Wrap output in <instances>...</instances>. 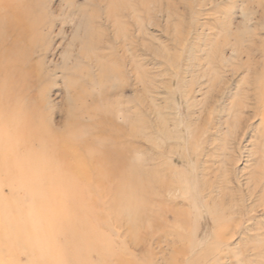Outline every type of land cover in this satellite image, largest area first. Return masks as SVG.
Instances as JSON below:
<instances>
[{
  "label": "rangeland",
  "instance_id": "rangeland-1",
  "mask_svg": "<svg viewBox=\"0 0 264 264\" xmlns=\"http://www.w3.org/2000/svg\"><path fill=\"white\" fill-rule=\"evenodd\" d=\"M218 1L0 0V47L26 61L0 119L24 122L29 105L42 104L32 154L45 148L48 175L43 194L20 180L1 187L28 218L29 244L0 259L264 264V120L248 110L264 74L248 64L264 65V7ZM171 182L178 191L168 196ZM62 209L74 225L59 223Z\"/></svg>",
  "mask_w": 264,
  "mask_h": 264
},
{
  "label": "bare ground",
  "instance_id": "bare-ground-1",
  "mask_svg": "<svg viewBox=\"0 0 264 264\" xmlns=\"http://www.w3.org/2000/svg\"><path fill=\"white\" fill-rule=\"evenodd\" d=\"M218 1V0H217ZM234 1V0H232ZM238 1V0H237ZM219 2V1H218ZM252 2V1H251ZM101 3V2H100ZM223 3V2H222ZM237 3V2H236ZM250 3V2H249ZM254 3L257 5V7L259 9H262L264 6L262 5L263 3L260 1V0H254ZM26 4V3H25ZM106 4V3H105ZM110 4V3H109ZM251 4V3H250ZM26 6V5H25ZM28 6V5H27ZM107 6V5H106ZM109 6V5H108ZM132 6V5H131ZM136 7V6H135ZM20 9V8H19ZM107 9V8H106ZM258 9V10H259ZM15 10V9H14ZM27 12V10H26ZM106 12V11H105ZM113 12V11H112ZM109 13V12H108ZM10 14V13H9ZM112 14V13H111ZM16 15V13H15ZM31 15V14H30ZM111 16L108 14V17ZM7 17H9L7 15ZM18 17V16H17ZM100 17V16H99ZM107 17V16H106ZM27 19V18H26ZM100 19V18H99ZM9 20V19H8ZM10 21V20H9ZM25 21V19H24ZM21 23H19L20 25ZM41 24V23H40ZM224 26V25H223ZM230 26V25H229ZM21 27V26H19ZM228 27V26H227ZM19 29V28H18ZM235 29V28H233ZM21 30V29H19ZM36 30H39V29H36ZM231 30V29H230ZM23 31V30H22ZM16 32V31H15ZM50 32V31H49ZM37 33V32H35ZM100 33V32H99ZM20 34V33H19ZM31 34V33H30ZM29 34V35H30ZM54 34V33H53ZM64 34V33H63ZM104 34V33H103ZM7 35V34H6ZM33 35V34H32ZM59 35V34H58ZM239 35V34H238ZM225 36V35H224ZM237 36V35H236ZM15 38V37H14ZM29 38V37H28ZM27 38V39H28ZM43 38V37H42ZM2 39V38H1ZM0 39V40H1ZM16 40H13L12 42V49H16L18 46L15 45L17 43V38H15ZM37 40V39H36ZM74 40V39H73ZM41 41V40H40ZM0 42H4L3 41H0ZM73 42V41H72ZM86 42V41H85ZM218 42V41H217ZM10 44V43H9ZM19 44V43H18ZM25 44V43H24ZM99 44V43H98ZM225 44V43H224ZM15 45V46H14ZM20 45V44H19ZM8 46V44H7ZM32 46V44H31ZM98 46V45H97ZM222 46V45H221ZM227 46V45H226ZM252 47V46H251ZM45 48V47H44ZM220 48V47H219ZM225 47H223L224 49ZM227 48V47H226ZM233 48V47H232ZM4 48L0 47V82H3V84L0 85V90H1V94H0V100L3 99V100H7L8 97L10 98L12 94L15 93L14 89H17L16 86H15V82L18 81V79L21 77L22 75V70L24 65L26 64L24 60L20 59V58H23L19 55H17V57H15L14 59L10 58V53H9V49L8 50H5L3 51ZM23 49V48H22ZM48 49V48H47ZM222 49V47H221ZM27 51V50H26ZM48 51V50H47ZM222 51V50H221ZM248 51V50H247ZM44 52V51H43ZM219 52V51H218ZM251 52V51H250ZM250 52H249V55H250ZM42 54V53H41ZM222 54V53H221ZM220 54V55H221ZM224 54V53H223ZM46 55V54H45ZM221 57V56H219ZM230 57H232V55H230ZM33 58V57H32ZM31 58V59H32ZM30 59V60H31ZM40 59V58H39ZM169 59V58H168ZM219 59V58H218ZM45 60V58H44ZM258 61V60H257ZM261 61V60H260ZM38 62V61H37ZM220 63V61H218ZM222 62V61H221ZM42 63V62H41ZM223 63V62H222ZM45 64V63H44ZM249 70H252L253 69V74H255V76L259 75L258 72H260V69L258 70L257 68H259V66L264 67V65H261L259 62L257 63L255 60H253V62H249ZM31 65V63H30ZM35 65V64H34ZM42 65V64H41ZM44 66V65H43ZM39 67V66H38ZM46 68V67H45ZM32 69V68H31ZM40 69V68H39ZM43 69V68H42ZM28 70V68H27ZM26 70V71H27ZM31 71V70H30ZM56 71V69H55ZM58 71V70H57ZM262 73V71L260 72V74ZM43 77V76H42ZM41 77V78H42ZM32 79V78H31ZM255 79V78H254ZM22 80V79H21ZM38 80V79H37ZM40 82V81H39ZM18 83V82H17ZM16 83V85H17ZM248 83V82H247ZM260 91L258 92V98H257V103L255 105H253L251 108H248V110H252V113L255 115H253L255 118L256 117H262L263 120H264V74L262 75V78L260 79ZM7 84V89L5 87V85ZM21 84V82H20ZM28 84V83H27ZM38 84V83H37ZM35 85V84H34ZM33 85V86H34ZM39 85V84H38ZM29 86V85H28ZM5 87V88H4ZM13 87V88H12ZM18 87V86H17ZM257 87V86H256ZM259 87V86H258ZM28 88V87H27ZM26 88V89H27ZM37 88V87H36ZM254 88V87H253ZM19 89H22V88H19ZM29 90V89H28ZM30 90H31V87H30ZM257 90V89H255ZM39 91V90H38ZM23 92V91H22ZM40 93V91H39ZM256 93V92H255ZM32 94V93H31ZM37 94V93H35ZM16 96V95H15ZM40 96V95H39ZM32 98V97H31ZM25 99V98H24ZM27 99V97H26ZM36 99V98H35ZM28 100V99H27ZM32 100V99H31ZM39 100V98H38ZM37 100V101H38ZM20 101V100H19ZM6 102V101H5ZM27 102V101H26ZM32 101H28V104H30ZM41 102V101H40ZM11 103V102H10ZM35 103V102H34ZM30 104L29 105V108L31 109V114L28 113L27 115H24L25 119L24 122L20 121L18 122L19 120H17V118H10V117H7V119H0V190H1V187H10V186H13L12 184H14V182L20 180L21 182H23V186L29 190V189H32L33 187L36 188V189H39L40 190V194L43 192L41 191V187L43 185L44 187V179L47 178V174L46 172H44L43 170L47 169V164H46V161H45V158H40L42 157L41 155L46 151L45 148L43 150V144H42V150L38 153V154H32V140L31 139H35L38 140L39 136L41 137V129H42V123H40V125H36V120H39L40 119V122H45V114L43 113V106L42 104ZM16 104V103H15ZM8 104H6L7 106ZM21 105V104H20ZM27 105V104H25ZM261 105V106H260ZM15 106V105H14ZM26 107V106H25ZM20 108V107H19ZM27 108V107H26ZM3 109V108H2ZM28 109V108H27ZM243 109H245V107H243ZM10 110H8L9 112ZM4 112V111H3ZM2 112V113H3ZM24 112V111H22ZM245 112V111H244ZM11 113V112H10ZM19 113V112H18ZM248 113V112H247ZM14 114V113H13ZM21 114V111L20 113ZM246 115V114H245ZM250 115V114H249ZM22 116V115H21ZM2 117V115H1ZM245 117V116H244ZM20 118V117H19ZM49 118V117H48ZM252 118V117H251ZM245 119V118H244ZM51 120V119H50ZM248 120V119H247ZM35 121V123H34ZM163 121V120H162ZM245 121V120H244ZM250 122V121H249ZM248 122V123H249ZM165 123V122H164ZM167 123V122H166ZM242 123V122H241ZM166 126V125H164ZM32 128H34V131H32ZM56 127V125L54 126ZM241 127V126H240ZM166 128V127H165ZM248 128V126H247ZM58 129V128H56ZM161 129V128H160ZM206 129V128H205ZM250 129V128H249ZM243 130V129H242ZM166 131V130H165ZM170 131V130H169ZM163 132V131H162ZM165 133H168L167 131ZM134 134V133H133ZM136 134V132H135ZM211 135V134H210ZM243 135V134H242ZM126 136V135H125ZM128 137V136H127ZM130 137V136H129ZM43 138V137H42ZM171 138V137H170ZM49 139V138H48ZM51 139V138H50ZM50 139L48 141H50ZM54 139V138H53ZM183 139V137H182ZM42 140V139H41ZM62 140V139H61ZM40 141V140H39ZM56 141V140H55ZM241 141V140H240ZM42 142V141H41ZM45 143V142H44ZM34 144V143H33ZM189 144V143H188ZM35 146V144H34ZM128 146V145H127ZM126 146V147H127ZM160 146V145H159ZM63 147V146H61ZM141 147V146H140ZM59 148V147H58ZM80 148V147H79ZM144 148V147H143ZM187 148V147H186ZM221 148V147H220ZM53 149V148H52ZM145 149V148H144ZM23 151L22 154H20L19 152L20 151ZM48 150V149H47ZM86 150V149H85ZM63 151V150H62ZM50 152L52 153L53 150H50ZM123 152V151H121ZM162 152V151H161ZM37 153V152H35ZM46 153V152H45ZM44 153V154H45ZM120 153V152H119ZM185 153V152H184ZM50 154V153H49ZM116 154V153H115ZM35 155H37V158L39 160L38 163H40V165H42V168L41 171H40V168H36L34 169V165H38V164H34V160H36L35 158ZM65 155V154H64ZM63 155V156H64ZM79 155V153H78ZM109 155V153H108ZM121 155V154H120ZM124 155V154H123ZM126 155V154H125ZM165 155V154H164ZM187 155V154H186ZM162 156V155H161ZM112 157V156H111ZM117 157V156H116ZM115 157V158H116ZM122 157V155H121ZM121 157H118L121 159ZM128 157V156H127ZM189 157V156H188ZM68 158V156H67ZM116 158V159H118ZM122 158H126L125 157H122ZM69 159V158H68ZM74 159V158H73ZM57 160V159H55ZM62 160V158H61ZM65 160V159H64ZM113 160V159H112ZM124 160V159H123ZM128 160V159H127ZM125 160V161H127ZM150 160V159H149ZM59 161V160H58ZM111 162V161H110ZM36 163V162H35ZM50 163V162H49ZM118 163V162H117ZM121 163H124L121 161ZM99 164V163H98ZM113 164V163H112ZM111 164V165H112ZM125 164V163H124ZM56 165V164H54ZM105 165V164H104ZM118 165V164H117ZM123 165V164H122ZM97 166V165H96ZM114 167H116L114 164H113ZM184 166V165H183ZM54 167V166H53ZM121 167V166H119ZM213 167V166H212ZM105 168V167H103ZM102 168V170H103ZM211 168V166H210ZM51 169V168H50ZM95 169V168H94ZM106 169V168H105ZM116 169V168H115ZM162 169V168H161ZM67 170V169H66ZM87 170V169H86ZM101 170V171H102ZM107 170V169H106ZM105 170V171H106ZM112 170V169H111ZM120 170V169H119ZM160 170V169H158ZM185 170V169H184ZM49 171V170H48ZM63 171V170H61ZM157 171V170H156ZM172 171V170H171ZM179 171V170H178ZM206 171V170H205ZM217 171V169L215 170ZM49 177H48V182L49 183H55L53 182L54 181V174L55 172H51L49 171ZM95 172V170H94ZM144 172V171H143ZM169 172V171H168ZM187 172V171H186ZM214 172V170H213ZM96 173V172H95ZM117 173H121L117 171ZM116 173V174H117ZM183 173V172H182ZM207 173V172H206ZM216 173V172H214ZM214 173H210V174H214ZM112 174V172H111ZM177 174V173H176ZM220 174V173H219ZM229 174V173H228ZM227 174V175H228ZM104 175V174H103ZM147 175V174H146ZM194 175V174H193ZM209 175V174H208ZM221 175V174H220ZM109 176V175H108ZM118 176V175H116ZM181 176H183L181 174ZM207 176V175H206ZM213 176V175H212ZM212 176H210L212 178ZM218 176V174H217ZM216 176V177H217ZM224 176V175H223ZM229 176V175H228ZM141 177V175H140ZM144 177V176H143ZM205 177V176H203ZM68 177H63L62 176V179H61V183L62 185H66L67 179ZM75 178V177H74ZM173 178H176V177H173ZM208 178V177H207ZM178 179V178H177ZM219 179V178H218ZM225 179V177H224ZM231 179V178H229ZM87 180V178H86ZM210 180V179H209ZM217 180V179H216ZM226 180V179H225ZM66 181V182H65ZM69 181V180H68ZM110 181V180H109ZM191 181V180H190ZM70 182V181H69ZM87 182V181H86ZM164 182V181H163ZM204 182V180H203ZM212 182V181H211ZM33 183H36V186H33ZM66 183V184H65ZM74 183V182H73ZM72 183V184H73ZM107 183V182H106ZM165 183V182H164ZM190 183V182H189ZM218 182H216L217 184ZM220 183V182H219ZM231 183V181H230ZM71 184V185H72ZM77 184V183H76ZM108 184V183H107ZM222 184V183H220ZM70 185V183H69ZM88 186V184H86ZM96 185V184H95ZM167 185V184H166ZM177 185V184H176ZM212 184H210V187H211ZM15 186V185H14ZM67 186V185H66ZM107 186V185H106ZM161 186H164V185H161ZM184 186V184H183ZM226 186V185H224ZM228 186V184H227ZM99 187V186H98ZM20 188V187H19ZM97 188V187H96ZM101 188V187H100ZM109 188V186H108ZM186 188V187H185ZM11 189H14L13 187ZM57 189V188H56ZM184 189V188H183ZM223 189V188H222ZM226 189V188H225ZM229 189V188H228ZM4 190V188H3ZM22 190V189H21ZM178 191V189L176 188L175 184H173L171 182V184H168L167 187H166V195H171L172 191ZM181 190V189H180ZM185 190V189H184ZM14 191V190H12ZM44 191H47V194L48 192L50 193V191L52 192L53 191V188L51 189V186L49 185L48 188H46ZM55 191V190H54ZM53 191V192H54ZM101 191V190H100ZM103 191V189H102ZM101 191V192H102ZM107 191V190H106ZM163 191V190H162ZM161 188L160 190L158 191V194L160 195L161 194ZM210 191V190H208ZM215 191V190H214ZM225 191V190H224ZM11 192V190H10ZM34 192V191H33ZM157 192V191H156ZM223 192V190L221 191ZM12 193V192H11ZM14 193V192H13ZM29 193V192H28ZM32 193V191H31ZM175 193V192H173ZM186 193V191H185ZM207 193V192H206ZM210 193V192H209ZM213 193V191H212ZM6 194V193H5ZM4 192H0V202L2 203V217H1V221H0V242H1V250H0V257H1V251H6L7 253H9L10 255H12V257H14V254L15 252H23L24 251V248L25 249H28V244H29V235L27 232V229L29 230V222H28V218L26 215H22L21 213H19L16 208L14 207V204L11 200H9L8 198H6ZM51 194V193H50ZM154 194V193H153ZM156 194V193H155ZM157 194V196H158ZM195 194V193H194ZM228 194L230 195V193L228 192ZM111 195V194H109ZM152 195V194H151ZM187 195V194H186ZM220 195V193H219ZM54 196V194H53ZM143 196V195H142ZM148 196V195H147ZM165 196V195H164ZM173 196V195H172ZM232 196V194L230 195ZM228 196V198L230 197ZM8 197V196H7ZM51 197V196H50ZM72 197H75L74 195ZM154 197V195H153ZM152 197V198H153ZM192 197V196H191ZM208 197V196H207ZM214 197V196H213ZM12 198V196H11ZM106 198V197H105ZM166 198V197H164ZM225 198V197H224ZM233 198V197H232ZM76 199V198H75ZM103 199V197H102ZM108 199V198H107ZM110 199V198H109ZM147 199V198H146ZM222 199V198H221ZM230 199V198H229ZM105 200V199H104ZM149 200V199H148ZM224 200V199H222ZM95 201V200H94ZM144 201V200H143ZM158 201V200H157ZM164 201V200H163ZM210 201V199L208 200V202ZM233 201V200H232ZM96 202V201H95ZM161 202V201H160ZM159 202V203H160ZM166 202V200H165ZM207 202V201H206ZM72 204V202H71ZM145 204V203H144ZM156 204V203H155ZM161 204V203H160ZM159 204V206H160ZM165 204V203H164ZM175 204V202H174ZM206 204V203H205ZM149 205V204H148ZM167 205V204H166ZM176 205V204H175ZM171 208L174 207L172 205H170ZM149 207V206H148ZM152 207V206H151ZM162 207V205L160 206ZM168 207V206H167ZM207 207V206H206ZM73 208V207H71ZM144 208V206H143ZM208 208V207H207ZM254 208V207H253ZM147 209V208H146ZM149 210H151L150 208H148ZM162 209V208H161ZM173 209V208H172ZM176 211H177V208H175ZM74 210V209H73ZM142 210V209H141ZM160 210V209H159ZM226 210V209H225ZM253 210V209H252ZM51 211V210H50ZM154 211V210H153ZM151 211V212H153ZM172 211V210H171ZM174 211V210H173ZM172 211V212H173ZM180 211V210H179ZM182 211V210H181ZM189 211V210H188ZM149 212V211H147ZM166 212V211H165ZM145 213V212H143ZM156 213V212H155ZM160 213V212H159ZM26 214V213H25ZM141 214V213H140ZM172 214V213H171ZM146 215V214H145ZM152 215V214H151ZM158 215V214H157ZM161 215V214H160ZM185 215V214H184ZM60 216L61 218L60 219V224L63 226V227H70L71 225H74V223L72 221H70L67 217V214L66 212L62 209L60 211ZM144 216V215H143ZM147 216V215H146ZM233 216V215H232ZM72 218L73 215H71ZM149 217V216H148ZM174 217V216H173ZM186 217V216H185ZM143 218V217H142ZM161 218V216H160ZM230 218V216H229ZM64 219V220H63ZM144 219V218H143ZM162 219V218H161ZM66 220V221H65ZM156 220V219H155ZM140 221V220H139ZM162 222V221H161ZM140 223V222H139ZM158 224V223H157ZM155 226V225H154ZM158 226V225H157ZM162 227V226H161ZM219 227V226H218ZM217 227V228H218ZM221 227V226H220ZM164 227H162L163 229ZM198 228V227H197ZM223 228V226H222ZM161 229V228H160ZM221 230V229H220ZM232 230V229H231ZM221 232V231H220ZM238 232V231H237ZM228 233V232H226ZM230 233V232H229ZM234 234V233H233ZM232 234V235H233ZM63 235V234H62ZM87 235V234H86ZM219 235V234H218ZM231 235V233L229 234ZM80 236V235H79ZM220 236V235H219ZM223 236V235H222ZM227 236V234H226ZM237 236V234H236ZM75 237V236H74ZM223 238V237H222ZM227 238V237H225ZM233 241V240H232ZM231 241V242H232ZM224 242V241H223ZM218 243V242H217ZM227 244V243H226ZM225 245V244H224ZM220 246V245H219ZM220 247H223V246H220ZM219 249V248H218ZM29 259V257H28ZM0 264H10V261L8 262H4L2 259H0ZM25 264V263H24Z\"/></svg>",
  "mask_w": 264,
  "mask_h": 264
}]
</instances>
